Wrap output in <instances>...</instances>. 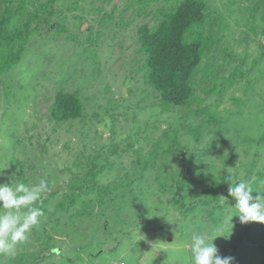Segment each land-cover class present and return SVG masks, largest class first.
Here are the masks:
<instances>
[{"label": "rangeland", "instance_id": "obj_1", "mask_svg": "<svg viewBox=\"0 0 264 264\" xmlns=\"http://www.w3.org/2000/svg\"><path fill=\"white\" fill-rule=\"evenodd\" d=\"M205 1L207 21L196 30L205 35L201 64L210 61L209 75L215 64L218 77L202 80L204 70H198L191 79L195 99L183 106L162 103L145 76L138 38V28L154 26L157 9H169L175 0L52 5L55 18L65 11L69 31L58 34L42 23L21 61L1 75L6 90L3 98L0 91V168H5L0 183L45 179L59 192L27 242L17 246L14 257L0 255V264H190L193 231L221 235L214 243L221 257L232 258L230 264H264V222H240L227 180L243 179L254 199L264 195V143L257 148L264 130V0ZM104 20L108 25L101 30ZM91 30H101L96 45L86 43ZM58 88L80 92L88 111L84 120H53ZM100 150V193L91 197L111 193L104 197L108 203L103 209L91 204L94 223L80 210L71 219L75 207L70 216L57 210V201L72 192L65 181L73 174L84 178L87 160ZM181 172L190 178L191 190L182 191L184 200L178 202L170 176L178 179ZM206 186L227 195L219 203L203 202L199 195ZM47 233L60 250L44 256Z\"/></svg>", "mask_w": 264, "mask_h": 264}, {"label": "trees", "instance_id": "obj_2", "mask_svg": "<svg viewBox=\"0 0 264 264\" xmlns=\"http://www.w3.org/2000/svg\"><path fill=\"white\" fill-rule=\"evenodd\" d=\"M56 1L57 0H0V91L2 93V98L4 97L3 90H6V88L1 84L3 83L1 75L7 70L15 67L19 61H21L29 38L36 33L35 31L39 30V26L42 23H46L48 30L52 32L55 31L58 34L69 31L65 23L66 13L64 10H60V16H57V18L54 17L57 13L51 7ZM81 1L82 0H73L72 3L80 5L79 3ZM175 1L176 3L170 4L169 9H157L160 16L158 22L154 26L145 23L138 28L139 49L145 54V59L142 64L145 68V76L151 86L159 92V98L162 103L167 106H183L191 104L192 99H195L191 79L194 74L202 68L201 63L205 54V35L201 30H198L196 33V30L199 27L201 28V25L207 21V11L209 9V4L206 3L205 0ZM126 5L128 6V4ZM106 25H108L106 20L103 22L99 21L101 30L103 26L105 27ZM101 30H91L87 35L86 43L96 45L97 41H101L96 38L99 33L101 34ZM73 36L74 34H71L69 38H73ZM107 44H111L109 39H107ZM210 49L215 50L213 47ZM254 61L257 62L258 59L255 58ZM207 62L209 63L210 61ZM208 63H206V65ZM205 66L202 68L204 70V77L202 80L206 78L209 80L213 79L218 70L217 66L214 64L215 71H212L213 75L206 74ZM209 89L211 90V88ZM86 113H88V111L85 108V104L78 90L74 92H68L63 88H58L56 90L50 109V115L53 120L61 124L79 118L84 120ZM111 117L112 113H107L106 118L108 119ZM103 123L105 124L106 122L103 121ZM107 124H105V127L108 131L112 130L114 133L117 127L113 126L110 128L112 124ZM107 133L109 132H105L103 135L107 136ZM171 138L172 140L174 139L173 137ZM262 143H264V130L257 141L258 149ZM157 145L161 146V142H158ZM163 150L165 152L169 151L168 147ZM102 152V150L96 152L93 158L91 157L87 160L88 170L84 178H76L78 174H73L72 177L67 178L65 181L72 192L70 194H68V192L65 193L64 198L57 201L58 206H60L57 210H66L67 215L70 216V210L75 207L76 211L71 214V219L82 212L81 216L88 217V219L94 223V219L97 215L94 217L93 213L95 211H93V207L90 208L91 204L98 203L101 209H103L104 203H108L107 200H104V197L111 193H105L103 196H99L98 194L96 197H91L93 191L100 193L96 184V177L97 174L102 171L99 162H97V157L101 156ZM255 152L256 155H258L257 149ZM145 161L147 166L148 161ZM256 161L255 159L254 164H256ZM146 166L143 168H146ZM250 175L251 172L247 178ZM170 177L173 181H176L175 184H177L176 200L178 202H183L184 196H182L181 192L186 191L189 193L191 190L189 186L190 178L183 172L178 176V179L173 177V175ZM47 184V193L36 205L42 212L47 209L52 197L59 192V188L50 189L49 182H47ZM257 184L258 181H255L253 186L255 187ZM80 191L82 193H80ZM226 195L227 191L222 194L220 191L206 186L202 188L199 199L203 202L216 201V203H219L220 199L226 197ZM79 201L80 204L78 205L80 206L78 207L76 204ZM110 201V204L113 205L112 202L115 203V196H110ZM182 205L184 206L186 204L182 203ZM78 210H80V213L77 212ZM82 218L84 217H81V219ZM88 223H90V221L86 219V226ZM60 225L59 229L62 230L67 225V222ZM81 226L82 222H80L78 227L81 228ZM92 230L93 229H90V232ZM76 231H78V229ZM242 236V234H239L235 240L241 239ZM44 239L45 241L41 248V252L44 256L53 252L56 253V251L60 250L58 246L52 244L53 236L51 234H45ZM236 247V245L233 246V248Z\"/></svg>", "mask_w": 264, "mask_h": 264}, {"label": "clouds", "instance_id": "obj_3", "mask_svg": "<svg viewBox=\"0 0 264 264\" xmlns=\"http://www.w3.org/2000/svg\"><path fill=\"white\" fill-rule=\"evenodd\" d=\"M5 168H0L3 174ZM231 181L228 193L235 200L236 215L241 223L264 222V195L253 198L252 189L243 179ZM48 191L45 179L26 185L20 182L0 183V255L14 257L17 246L27 242L43 212L36 207ZM254 200V202H253ZM234 215L227 219L231 222ZM140 231V229H139ZM210 232L193 231L190 237V264H230L231 257H221Z\"/></svg>", "mask_w": 264, "mask_h": 264}]
</instances>
